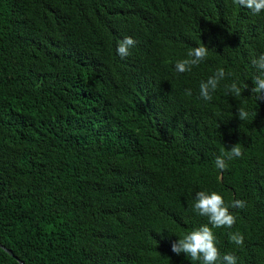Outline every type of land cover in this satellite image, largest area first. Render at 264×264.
<instances>
[{
	"label": "trees",
	"instance_id": "obj_1",
	"mask_svg": "<svg viewBox=\"0 0 264 264\" xmlns=\"http://www.w3.org/2000/svg\"><path fill=\"white\" fill-rule=\"evenodd\" d=\"M200 44L206 59L178 73ZM262 53L264 11L233 0H0V244L24 264H199L171 244L208 223L193 211L205 191L246 203L212 228L221 255L264 264ZM0 264L18 262L0 248Z\"/></svg>",
	"mask_w": 264,
	"mask_h": 264
},
{
	"label": "clouds",
	"instance_id": "obj_2",
	"mask_svg": "<svg viewBox=\"0 0 264 264\" xmlns=\"http://www.w3.org/2000/svg\"><path fill=\"white\" fill-rule=\"evenodd\" d=\"M233 3L250 10L254 15L264 11V0H233ZM136 41L131 37H124L117 45L116 53L122 59L130 55V49L136 46ZM208 48L203 44L193 47L187 53V58L175 63V70L178 73L190 72L193 67L203 62L208 55ZM251 63L256 67L259 75L254 79V87L251 93L257 94L256 99H264V53L255 58ZM225 70L217 68L214 75L210 76L207 81H202L199 85V94L204 101L212 99V93L217 89L218 84L225 78ZM247 85H245V88ZM242 90L237 83L228 86V94L241 96ZM187 95H191V90H186ZM237 116L240 121L246 120L249 116L248 111L243 107L237 109ZM242 155L239 143L233 145L221 156L215 158V166L221 172L227 168V161L238 158ZM246 203L243 200H233L230 204L225 205L221 195L216 192L210 194L205 191H198L195 194L193 211L201 217H206L208 223L192 230L191 232L179 238L171 244V251L177 255L184 253L191 261L199 264H237V257L233 254L221 255L215 243V236L212 228H231L236 217L229 211L230 208L243 209ZM211 225V227H209ZM230 241L237 246L243 244L242 234L228 233Z\"/></svg>",
	"mask_w": 264,
	"mask_h": 264
},
{
	"label": "water",
	"instance_id": "obj_3",
	"mask_svg": "<svg viewBox=\"0 0 264 264\" xmlns=\"http://www.w3.org/2000/svg\"><path fill=\"white\" fill-rule=\"evenodd\" d=\"M0 248L4 250L9 256H11L14 260L18 262V264H24L21 260H19L14 254L7 248H5L3 245L0 244Z\"/></svg>",
	"mask_w": 264,
	"mask_h": 264
}]
</instances>
